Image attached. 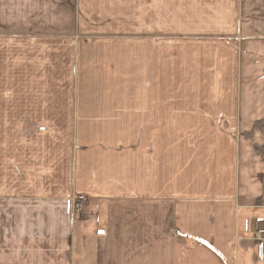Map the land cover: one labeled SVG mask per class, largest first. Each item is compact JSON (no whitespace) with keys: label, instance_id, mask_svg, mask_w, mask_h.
<instances>
[{"label":"crops","instance_id":"crops-1","mask_svg":"<svg viewBox=\"0 0 264 264\" xmlns=\"http://www.w3.org/2000/svg\"><path fill=\"white\" fill-rule=\"evenodd\" d=\"M196 11L161 23L172 65L152 37H85L105 46L67 106L66 187L60 164L5 158V264H264V26L223 0ZM75 193L98 217L77 224Z\"/></svg>","mask_w":264,"mask_h":264},{"label":"rangeland","instance_id":"rangeland-1","mask_svg":"<svg viewBox=\"0 0 264 264\" xmlns=\"http://www.w3.org/2000/svg\"><path fill=\"white\" fill-rule=\"evenodd\" d=\"M208 2L214 4L216 0H0V264H5V158L9 166L20 160L35 166L38 172L45 159L60 164L61 171L55 169V175L58 172L55 185L62 189L67 185L64 164L75 149L74 141L66 134L71 128L67 106L76 99L75 90L82 75L89 71L105 46L101 42L86 43L85 39L94 41L104 36L103 32L114 31L115 39L129 41L135 36H147L159 46L161 38L175 37L173 30L161 28L162 22L169 24L174 12L183 16L195 14ZM223 2L233 11L237 4L239 10L247 12L248 22L264 26V0ZM99 23L111 27L92 29ZM88 31L96 33L85 34ZM96 45L100 47L96 49ZM167 46L161 45V58L166 57L172 65L173 48ZM86 47L93 50H87L90 59L80 61V51ZM116 47L129 50L123 44ZM106 70L111 69L106 67ZM163 83L174 84L169 75ZM45 107L51 118L42 110ZM39 127L48 129L39 132ZM56 131L63 137L56 139ZM40 135L56 140L55 146L38 155L34 143L43 140ZM5 148H9L7 157ZM19 148L24 149L22 153L27 151L26 154H19ZM46 179L51 180V175ZM33 200L30 199L32 204ZM72 204L77 224L98 217L85 194L75 193ZM80 205L83 210L77 212Z\"/></svg>","mask_w":264,"mask_h":264},{"label":"built area","instance_id":"built-area-1","mask_svg":"<svg viewBox=\"0 0 264 264\" xmlns=\"http://www.w3.org/2000/svg\"><path fill=\"white\" fill-rule=\"evenodd\" d=\"M82 199V198H81ZM83 210V205H80L77 212H81ZM256 240L259 244V256L260 260L264 261V236L262 234L256 236Z\"/></svg>","mask_w":264,"mask_h":264}]
</instances>
